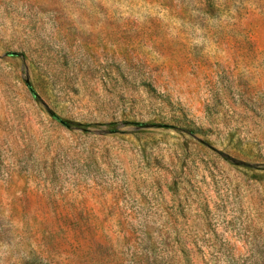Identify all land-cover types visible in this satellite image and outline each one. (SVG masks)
Listing matches in <instances>:
<instances>
[{
    "label": "rangeland",
    "instance_id": "obj_1",
    "mask_svg": "<svg viewBox=\"0 0 264 264\" xmlns=\"http://www.w3.org/2000/svg\"><path fill=\"white\" fill-rule=\"evenodd\" d=\"M0 264H264V0H0Z\"/></svg>",
    "mask_w": 264,
    "mask_h": 264
}]
</instances>
